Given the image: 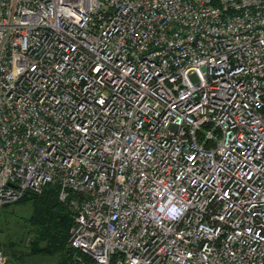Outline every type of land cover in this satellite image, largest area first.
Here are the masks:
<instances>
[{
  "label": "built area",
  "instance_id": "built-area-1",
  "mask_svg": "<svg viewBox=\"0 0 264 264\" xmlns=\"http://www.w3.org/2000/svg\"><path fill=\"white\" fill-rule=\"evenodd\" d=\"M48 185L72 264H264V0H0V208Z\"/></svg>",
  "mask_w": 264,
  "mask_h": 264
},
{
  "label": "trees",
  "instance_id": "trees-1",
  "mask_svg": "<svg viewBox=\"0 0 264 264\" xmlns=\"http://www.w3.org/2000/svg\"><path fill=\"white\" fill-rule=\"evenodd\" d=\"M57 193L56 185H48L39 194H24L17 202L4 205L0 208V226L6 225L7 210L11 206L30 201L35 232L26 234L24 240L30 248L28 254L38 256L58 254L61 259L57 264H72L77 254L67 242L72 219L65 206L58 201ZM18 243L19 241L8 238L6 243L0 244V251L2 250V254L6 257L7 264H22L21 255H16L15 252Z\"/></svg>",
  "mask_w": 264,
  "mask_h": 264
},
{
  "label": "rangeland",
  "instance_id": "rangeland-1",
  "mask_svg": "<svg viewBox=\"0 0 264 264\" xmlns=\"http://www.w3.org/2000/svg\"><path fill=\"white\" fill-rule=\"evenodd\" d=\"M7 211L6 225L0 226V244L6 243L8 238L19 241L15 252L16 255H21L22 264H57L61 259L58 254L39 256L28 254L30 248L24 240L26 234L35 232V223L31 219L30 201L15 204ZM29 237L32 236L29 235ZM22 241L23 243H20Z\"/></svg>",
  "mask_w": 264,
  "mask_h": 264
},
{
  "label": "water",
  "instance_id": "water-1",
  "mask_svg": "<svg viewBox=\"0 0 264 264\" xmlns=\"http://www.w3.org/2000/svg\"><path fill=\"white\" fill-rule=\"evenodd\" d=\"M27 194H29V195H35L34 193H32L30 191H28Z\"/></svg>",
  "mask_w": 264,
  "mask_h": 264
}]
</instances>
